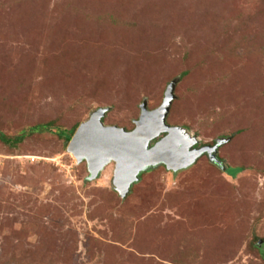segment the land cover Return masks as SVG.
I'll use <instances>...</instances> for the list:
<instances>
[{
  "label": "rangeland",
  "instance_id": "374dc122",
  "mask_svg": "<svg viewBox=\"0 0 264 264\" xmlns=\"http://www.w3.org/2000/svg\"><path fill=\"white\" fill-rule=\"evenodd\" d=\"M175 81L167 124L241 172L90 181L58 134L133 131ZM0 134V264H264V0H0Z\"/></svg>",
  "mask_w": 264,
  "mask_h": 264
},
{
  "label": "water",
  "instance_id": "95a60500",
  "mask_svg": "<svg viewBox=\"0 0 264 264\" xmlns=\"http://www.w3.org/2000/svg\"><path fill=\"white\" fill-rule=\"evenodd\" d=\"M175 85L176 81L168 87L163 104L157 110L149 111L146 103L141 106V116L133 131L105 126L107 109L96 111L79 126L67 151L78 164H87L90 181L97 180L105 168L113 164V187L121 199H125L140 175L159 165L177 173L206 155L213 164L225 170L217 154L229 140L191 150L195 141L184 130L167 124Z\"/></svg>",
  "mask_w": 264,
  "mask_h": 264
},
{
  "label": "trees",
  "instance_id": "16d2710c",
  "mask_svg": "<svg viewBox=\"0 0 264 264\" xmlns=\"http://www.w3.org/2000/svg\"><path fill=\"white\" fill-rule=\"evenodd\" d=\"M38 128V129H37ZM37 128H35V130H34V132H41L42 130H44V129H42V127H37ZM44 128H47L48 130H50V127H47V126H45ZM75 133L74 132H60L59 134H58V136L61 138V139H64V141L67 143V144H69L70 143V141H71V139H72V137H73V135H74ZM0 140L3 142V143H5V144H7V145H11V146H16V145H18V143L19 142H21V140L22 139H16V140H12V139H7V137L6 136H4L3 134H0ZM221 161V160H220ZM224 171V170H223ZM228 176H230V177H235L239 172H241L239 169H230V168H227L226 166H225V171H224Z\"/></svg>",
  "mask_w": 264,
  "mask_h": 264
},
{
  "label": "flooded vegetation",
  "instance_id": "af4514ba",
  "mask_svg": "<svg viewBox=\"0 0 264 264\" xmlns=\"http://www.w3.org/2000/svg\"><path fill=\"white\" fill-rule=\"evenodd\" d=\"M163 136H165V135H163ZM163 136H161V138H162ZM161 138H160V139H161ZM160 139H159V140H160ZM193 149H194V147H193L191 150H193Z\"/></svg>",
  "mask_w": 264,
  "mask_h": 264
}]
</instances>
